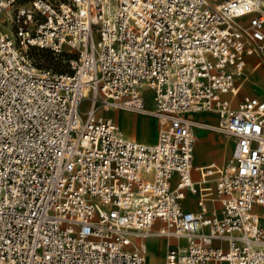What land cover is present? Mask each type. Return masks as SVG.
Masks as SVG:
<instances>
[{
    "label": "built area",
    "instance_id": "built-area-1",
    "mask_svg": "<svg viewBox=\"0 0 264 264\" xmlns=\"http://www.w3.org/2000/svg\"><path fill=\"white\" fill-rule=\"evenodd\" d=\"M26 2L0 0V264H146L155 237L162 264H264V91L236 101L264 0ZM105 106L155 117L156 140ZM197 129L231 141L226 165L193 166Z\"/></svg>",
    "mask_w": 264,
    "mask_h": 264
},
{
    "label": "rangeland",
    "instance_id": "rangeland-1",
    "mask_svg": "<svg viewBox=\"0 0 264 264\" xmlns=\"http://www.w3.org/2000/svg\"><path fill=\"white\" fill-rule=\"evenodd\" d=\"M30 4L29 0H27L26 3H24L25 6H28ZM1 29H4V25H1ZM28 55L29 58H31V60L34 62V64L36 66L39 67H45V68H51L57 71H62V72H66L67 70H69V66H70V60L74 59L76 57V52H73V54H71L70 56L66 55H55L52 53V51L50 50H45V49H37L34 47H30L28 49ZM255 57H252L250 59V61L247 63V67H246V72L248 74L247 79L244 81L245 83L243 84V88H241V90L239 91L237 97H236V101H240V99H242L245 95L247 96V94H252L255 90L256 91H264V88H257L255 87V80H263L264 81V64H261L259 66H255L254 62H255ZM146 106H149V104L147 102H144ZM125 112L128 115H130L132 121L135 120L134 124L140 123L142 122L144 123H148L151 124L152 129L150 130V135L149 136H142L143 138H140L141 140H148V141H155L156 140V134H157V130H158V121L155 119V117L150 116V115H145V114H141V113H135L132 111H128L125 109H119V108H115L113 109V112H108V111H104V108H101L99 110L100 114L102 115H106L104 112L109 113L107 116L112 117V120L114 122H116L118 129L121 133L125 134L126 136L132 138V139H139V137L141 136V134H137L134 133V127L131 128V130L127 131L123 125H121V123L119 122L118 119L114 118V112L119 113V112ZM213 115V114H212ZM211 115V116H212ZM134 117V118H133ZM214 119V118H213ZM150 129V128H149ZM200 131V130H199ZM127 132V133H126ZM198 132V129H197ZM196 132V133H197ZM211 131H209L207 134H204V136L202 137H197L195 138L194 141V146H193V166L197 165V164H206V163H213L215 161H217V163L219 165H226L230 159V155L229 152L231 151V146L229 145V143L227 142V139L225 137H223L221 134L216 133L214 131H212V133H210ZM128 134V135H127ZM197 134H195L196 136ZM231 143V141H230ZM195 148V150H194ZM226 152V153H225ZM226 155V158H225ZM215 160V161H214ZM194 177H197V170L195 169L193 172ZM213 177V176H212ZM188 199V198H187ZM215 207H218V201L215 202ZM196 206L194 205L195 209ZM214 209V208H212ZM149 239H152L155 241L156 247L159 251V244L161 241H166L165 238L163 237H155V238H148L146 239V247H147V241ZM167 243V242H166ZM166 246V244H165ZM166 247L162 249V251L160 252L161 257L158 261V264H162L163 261V257H164V253H165ZM149 254H150V248H148L147 250V257L145 258V262L146 264H148V260H149Z\"/></svg>",
    "mask_w": 264,
    "mask_h": 264
},
{
    "label": "bare ground",
    "instance_id": "bare-ground-1",
    "mask_svg": "<svg viewBox=\"0 0 264 264\" xmlns=\"http://www.w3.org/2000/svg\"><path fill=\"white\" fill-rule=\"evenodd\" d=\"M1 25H4V24H0V32H3V31H6L7 33H9V28H8V26L7 25H4V29H1ZM245 71H246V69H245ZM247 76H248V74H247V72H246V79H247ZM245 79V80H246ZM82 105H83V107H84V103H82ZM113 109L114 108H112V107H109V106H105V108H104V111H108V112H113ZM106 115H108L109 113H107V112H104ZM209 114H213V113H209ZM213 116H214V114H213ZM110 117V116H109ZM112 118V117H111ZM114 118H116V119H118L119 120V122L121 123V125H123V127L128 131H130L131 130V128L132 127H134V133H137V134H141V136L139 137V139L140 138H143L142 136H149L150 135V130L152 129V126H151V124H148V123H142V122H140V123H137V124H134V122H135V120L134 121H132V119H131V117H130V115H128L127 113H125V112H123V111H121V112H119V113H116L115 114V112H114ZM134 118V117H133ZM211 120V119H210ZM150 128V129H149ZM127 133V132H126ZM128 135V134H127ZM129 136V135H128ZM195 138H196V136H195ZM226 143H229V145L231 146V144L232 143H230L228 140H227V142ZM194 150H195V148H194ZM226 153V152H225ZM194 158H195V156H194ZM194 158H193V160H194ZM225 158H226V155H225ZM209 163H206V164H197V165H195L194 167H197V168H199V167H201V168H203V167H206L207 165H208ZM203 170V169H202ZM215 174H213L212 176H214ZM209 178H212L211 176L209 177ZM187 196H184L183 198H182V206H183V208L184 209H189V207H187L186 205H185V202L191 207V208H194V204H192V203H190V198H188ZM194 203V202H193ZM196 207H197V205H196ZM180 240H182V238L180 239ZM166 242H167V239H166V241H161L160 242V244H159V251H158V249H157V247H156V244H155V241L154 240H152V239H149L148 241H147V248H150V254H149V260H148V264H158V261L159 260H161L160 259V257H161V254H160V252L162 251V249L163 248H165V244H166ZM146 257H147V255H146Z\"/></svg>",
    "mask_w": 264,
    "mask_h": 264
},
{
    "label": "crops",
    "instance_id": "crops-1",
    "mask_svg": "<svg viewBox=\"0 0 264 264\" xmlns=\"http://www.w3.org/2000/svg\"><path fill=\"white\" fill-rule=\"evenodd\" d=\"M262 82H264L263 80H261ZM256 92V90L252 93V94H254ZM194 116L196 117V118H198V119H203V120H206V121H209V122H212V121H216V117H215V115L213 116H211V114H209V113H197V114H194ZM214 118V119H213ZM211 119V120H210ZM209 131H206V130H198V132L196 133L197 135H196V138L197 137H202V136H204V134H207ZM210 133H212V132H210ZM125 135V134H124ZM126 136V135H125ZM128 137V136H127ZM130 138V137H129ZM136 140H138V139H136ZM141 140V139H140ZM139 140V141H140ZM142 141H145V142H150V141H148V140H142ZM151 142H154V141H151ZM215 161V160H214ZM215 162H217V161H215ZM193 172V171H192ZM193 174V173H192ZM193 177H194V174H193ZM197 177H198V175H197ZM195 178V177H194ZM188 198H190L191 200H190V203H192V204H194L195 206H196V202H195V198H196V196H194V195H191V194H188V196H187ZM194 202V203H193ZM185 205L187 206V207H189V209H193V208H191L186 202H185ZM197 208V207H196ZM195 208V209H196ZM194 210V209H193ZM166 239V238H165ZM175 241L174 240H171V239H167V243H166V249H167V245H169V244H171V243H174ZM166 251V250H165Z\"/></svg>",
    "mask_w": 264,
    "mask_h": 264
}]
</instances>
